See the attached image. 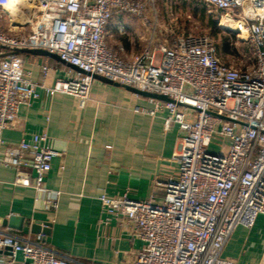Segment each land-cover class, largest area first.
<instances>
[{"label":"built area","instance_id":"1","mask_svg":"<svg viewBox=\"0 0 264 264\" xmlns=\"http://www.w3.org/2000/svg\"><path fill=\"white\" fill-rule=\"evenodd\" d=\"M35 1L31 19L15 24L11 0H0V17L8 16V27L0 25V162L18 171L16 183L43 192L55 206L61 192L45 185L58 154L49 136L34 134L32 142L15 145L3 138L20 106L39 97L21 50L45 49L76 67L47 91L73 95L81 106L95 75L165 95L168 100L150 97L149 111L166 112V129L179 127L178 172L157 183L161 195L99 197L110 218L142 240L137 256L122 264H235L222 256L224 245L237 227H253L264 213V0H199L219 13L221 26L240 24L236 32L250 50L246 66L224 63L213 40L192 33L165 35L123 57L122 48L106 41L108 24L115 13L145 18L142 0ZM42 239V233L29 241L0 230V250L11 254L0 264H83L59 256Z\"/></svg>","mask_w":264,"mask_h":264},{"label":"crops","instance_id":"2","mask_svg":"<svg viewBox=\"0 0 264 264\" xmlns=\"http://www.w3.org/2000/svg\"><path fill=\"white\" fill-rule=\"evenodd\" d=\"M142 1L147 3L145 18L115 13L107 27V43L122 48L127 59L151 40L156 46L168 30L165 16L161 27L154 25L157 18L150 4L154 6L155 0ZM165 1L169 0H160ZM4 16L0 19L8 20ZM30 50L34 49L19 53L26 72L38 85L39 97L20 106L15 124L3 132V138L15 145L21 140L32 142L34 134H47L58 154L45 185L61 194L55 206H48L43 192L16 183L18 171L0 162V230L29 241H37V234L42 233L41 243L83 264H122L134 259L142 240L132 228L110 218L99 197L161 195L157 183L179 170L175 158L179 127L173 124L166 129V112L151 114L154 103L149 96L117 82L96 77L85 106L73 95L47 91L78 70L57 56ZM24 170L34 175L30 168ZM13 216L17 227L3 224ZM36 221L44 229V222L49 223L50 231L35 232ZM10 255L9 250H0V257ZM222 256L235 264H264V213L253 227L235 229ZM17 260H23L22 254H17Z\"/></svg>","mask_w":264,"mask_h":264},{"label":"rangeland","instance_id":"3","mask_svg":"<svg viewBox=\"0 0 264 264\" xmlns=\"http://www.w3.org/2000/svg\"><path fill=\"white\" fill-rule=\"evenodd\" d=\"M187 1L188 3H183L181 0H169L163 3L155 0L154 6H152L153 3L150 4L154 10V17L157 18L154 25L161 27L162 23L166 24L168 30H165L164 36L171 34L176 37L187 33L207 36L213 40L218 56L224 63L236 66L249 65L250 50L248 44L240 39L241 33L221 26V17L216 10L209 9L196 0ZM162 16L166 17L164 22H162ZM1 24L3 28L8 27L5 19H0ZM142 50L134 52L133 55ZM122 54L125 57V54Z\"/></svg>","mask_w":264,"mask_h":264},{"label":"bare ground","instance_id":"4","mask_svg":"<svg viewBox=\"0 0 264 264\" xmlns=\"http://www.w3.org/2000/svg\"><path fill=\"white\" fill-rule=\"evenodd\" d=\"M35 3V0H11L9 5V13L12 16L13 22L18 24L29 21L32 15L35 13ZM22 7L26 9L24 10ZM23 10L25 11V14L23 13ZM222 26L226 29H233L235 31L240 28V24L238 22L223 21Z\"/></svg>","mask_w":264,"mask_h":264},{"label":"water","instance_id":"5","mask_svg":"<svg viewBox=\"0 0 264 264\" xmlns=\"http://www.w3.org/2000/svg\"><path fill=\"white\" fill-rule=\"evenodd\" d=\"M30 51H32V52H36V53H39V52H41V53H44V54H52L53 56H57V58H59L61 61H63L58 55H56V54H53V53H51V52H49V51H46V50H42V49H34V50H30ZM64 62V61H63ZM74 67V66H73ZM76 68V67H75ZM102 78V79H106V80H109V81H112L111 79H109V78H106V77H104V76H101V75H95V78ZM114 82V81H113ZM118 83V82H117ZM125 86V85H124ZM128 88H131L132 90H134V91H136V92H138V93H141V94H144V95H146V96H149V97H153V98H158V99H162V100H168V97L167 96H165V95H162V94H156V93H151V92H147V91H142V90H139V89H137V88H134V87H131V86H128ZM9 221V222H8ZM17 219L13 216V217H11L9 220H4V222H3V224H8V223H10V225L11 226H15V227H17ZM44 224L48 227L50 224L49 223H47V222H44ZM41 226H40V222L38 221H36L35 222V224H34V231L35 232H39V231H42L43 230V232H45V233H47V232H49L50 230H49V228H40ZM8 249H10V248H8Z\"/></svg>","mask_w":264,"mask_h":264}]
</instances>
